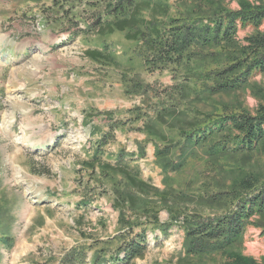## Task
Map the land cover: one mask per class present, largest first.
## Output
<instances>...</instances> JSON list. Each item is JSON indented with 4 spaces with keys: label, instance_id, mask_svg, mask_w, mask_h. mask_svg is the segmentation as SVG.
<instances>
[{
    "label": "rangeland",
    "instance_id": "1",
    "mask_svg": "<svg viewBox=\"0 0 264 264\" xmlns=\"http://www.w3.org/2000/svg\"><path fill=\"white\" fill-rule=\"evenodd\" d=\"M56 1L0 0V264H56L74 247L90 248L89 259L98 250L101 259L114 264L118 237L134 224L142 225L134 233L144 230L148 250L130 264H184L178 261L184 256V218L223 214L226 208L211 205L208 197L229 186L235 175L208 165L201 151L178 173L160 168L155 151L168 142L148 137L144 118L178 103L183 113L156 126L177 141L176 130L191 117L190 106L201 112L211 108L207 102L191 104L193 78L186 81L187 102L176 93L164 97L184 84L185 69L150 73L141 55L147 52L144 42L200 0H135L132 19L127 12L110 16V0ZM209 1L227 10L253 3ZM121 20L128 23L118 31ZM252 32L240 29L237 38ZM253 82L264 87V75ZM212 101L250 114L259 103L250 89ZM103 138L107 144L97 147ZM94 156L113 167L122 156L123 165L156 192H134L140 200L135 206L117 202V193L125 189L121 176L108 170L105 179L97 164L92 172L84 164ZM245 170L264 180L261 157L254 156ZM153 215L158 225L152 224ZM252 220L264 225V219ZM236 250L263 264L260 229L249 225Z\"/></svg>",
    "mask_w": 264,
    "mask_h": 264
},
{
    "label": "trees",
    "instance_id": "2",
    "mask_svg": "<svg viewBox=\"0 0 264 264\" xmlns=\"http://www.w3.org/2000/svg\"><path fill=\"white\" fill-rule=\"evenodd\" d=\"M110 1V16L116 19L127 12L132 19L135 0ZM239 6L238 10H227L213 7L209 0L191 1V7L171 18L163 32L144 42L147 52L141 55L144 67L150 73L185 69L184 84L176 92H165L164 97L172 99L176 93L187 102L190 92L186 81L193 78L196 86L191 90V104L207 102L211 108L208 112H201L190 106L191 117L177 128V141L167 138L156 126L166 125L168 117L183 113L179 112L178 103L174 107L162 106L153 111L151 117L144 118L142 131L148 137L168 142L155 151L160 168L165 173H178L189 159L197 157V151H201L207 164L221 165L226 174L235 175L229 186L208 197L211 205L226 208L223 214L211 217L192 214L184 218V256L178 260L184 264H255L236 248L242 246L244 232L249 225L258 227L264 235V225L252 220L255 217L264 219V180L245 170L246 163L254 156L261 157L264 162V87L253 82L256 75H264V29L261 30L264 27V0L240 3ZM127 23L121 20L116 23V29L123 31ZM246 27L253 32L240 41L237 34ZM246 89H250L259 102L254 114L235 105H216L212 101L214 97ZM106 144L103 138L97 147ZM172 155H175V161L170 159ZM123 162L121 156L113 167L94 156L84 165L92 172L95 165H99L105 179L108 170L119 174L125 191L117 193L116 201L135 206L140 200L134 192L146 194L149 190H156L149 188L139 178L138 172L132 173ZM119 184L121 180L114 182L116 187ZM168 214L176 219L172 210ZM153 221L152 224L158 225L156 215H153ZM141 226L127 225L119 235L118 255L115 254L111 260L114 264H130L147 252L144 230L134 233V229ZM89 249H68L56 264H107L110 261L101 259L102 254L98 250H94L89 259ZM121 253L122 258L119 257Z\"/></svg>",
    "mask_w": 264,
    "mask_h": 264
},
{
    "label": "bare ground",
    "instance_id": "3",
    "mask_svg": "<svg viewBox=\"0 0 264 264\" xmlns=\"http://www.w3.org/2000/svg\"><path fill=\"white\" fill-rule=\"evenodd\" d=\"M44 48H45V47H44ZM44 48L40 46V49H41V50H45Z\"/></svg>",
    "mask_w": 264,
    "mask_h": 264
}]
</instances>
